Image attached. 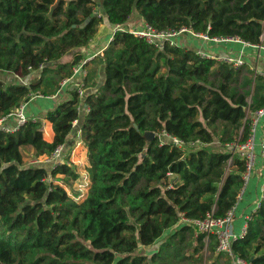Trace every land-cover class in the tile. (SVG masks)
Returning a JSON list of instances; mask_svg holds the SVG:
<instances>
[{
	"label": "trees",
	"instance_id": "trees-1",
	"mask_svg": "<svg viewBox=\"0 0 264 264\" xmlns=\"http://www.w3.org/2000/svg\"><path fill=\"white\" fill-rule=\"evenodd\" d=\"M134 11L157 30L187 27L264 45V0H0V71L31 76L0 80V118L38 95L54 96L84 61L81 48L103 15L114 26ZM83 66L69 98L13 131L0 129V264H230L213 236L206 242L182 219L220 218L237 203L245 162L225 146L249 136L247 112L264 106V77L180 45L159 49L129 30H115ZM78 88L93 89L79 127L89 184L73 199L65 186L79 176L67 149L54 166L29 161L66 146L81 116ZM42 119L52 126L50 142ZM161 130L184 145L161 142ZM231 250L246 264H264V185Z\"/></svg>",
	"mask_w": 264,
	"mask_h": 264
},
{
	"label": "crops",
	"instance_id": "crops-1",
	"mask_svg": "<svg viewBox=\"0 0 264 264\" xmlns=\"http://www.w3.org/2000/svg\"><path fill=\"white\" fill-rule=\"evenodd\" d=\"M144 23L145 22L143 21V19L138 15L136 11H134L130 16V18L128 19V21L125 24H123V26L139 28ZM113 30H114V26L110 24L107 21L105 15H103V21L100 24L98 32L95 35V37L89 43L88 47L81 48V51L84 54V58L89 61L94 56L101 55L103 50L107 46V43L109 42V41L103 42V39L107 37V40H110ZM175 41L177 45H180L182 47H186L193 51H195L196 49H203L205 52L209 53V55H213V56H224V55L236 56L240 54V52H242L245 57L244 58L245 65H247L250 69H253L258 74L264 72V52L255 50L252 47L243 45L240 42L233 40L220 41V42L205 41L199 37H194L189 33L180 34L179 36L176 37ZM73 52L74 51L69 53L70 56L65 61L71 59V53ZM103 67L104 65L101 64L97 68L98 86L102 84L104 79ZM36 76L37 74L35 73L32 74V77H36ZM30 78L31 76L22 79L17 74L14 73L10 74L9 72L0 71V80H2L5 84L16 83V82L26 83ZM81 80H82V76L76 75L72 79L68 80L66 83L61 85V89L54 96H38L31 99L29 102H26L23 108L25 117L27 118L35 117L44 113L48 109L54 107L56 103L62 98V96H66V98H69L70 96L69 93H67V91H70L71 88H76L80 84H82ZM92 90L93 89H88V88L80 89L78 112L81 116L79 120L77 119L76 124L74 125L73 132H71L70 135L68 136V141L66 143L67 148L64 144V150L67 149V151L72 152L71 154L72 157L70 160L72 162H77L79 160L76 154L79 147L81 148V155H82V158H80V160H83L86 157L85 147L81 143L76 144L77 139L76 136L74 137V135L80 131L79 127L81 124L82 116H84V114L86 113V105L84 103L85 96L88 94V92ZM252 113L253 112H249V111L247 112V116L249 120L252 118L253 115ZM42 122H43V137L46 141L50 142L52 141L54 136L52 126L50 122H48L45 119H42ZM16 123L17 121L14 117H9L3 122V124L9 129L15 127ZM263 129H264V114L257 119L255 125V133H254L255 161L252 168V173L248 182L244 185L242 191L243 195L241 193L234 209V218H233L232 227L234 228L233 230H235L236 233H239L241 227L244 224L243 220L245 218V215L247 214L246 211L248 210L249 205H251L252 202H255V206H256L262 196V187L264 184L261 185L260 187L259 184L262 181V179H264V166L262 165V161L260 157L259 142L262 136ZM87 183L89 184V182Z\"/></svg>",
	"mask_w": 264,
	"mask_h": 264
},
{
	"label": "built area",
	"instance_id": "built-area-1",
	"mask_svg": "<svg viewBox=\"0 0 264 264\" xmlns=\"http://www.w3.org/2000/svg\"><path fill=\"white\" fill-rule=\"evenodd\" d=\"M129 30L132 34L144 38L148 43L156 46L159 49H163L165 45H177L175 39L177 36H179L182 33H189L194 37H199L202 40L205 41H213V42H220V41H228V40H233L242 43L243 45L250 46L255 50L258 51H263L264 52V45L261 43L258 44H253L249 43L246 41L241 40L239 37L234 36V37H210L204 33H196L192 31L191 29L187 27H182L178 30L175 29H166V30H157L151 25L144 23L141 27H124L123 24H116L114 25V30ZM112 33V35H113ZM112 38V36H111ZM110 38V40H111ZM194 52H196L199 56L201 57H208V58H214L218 61H222L223 63L230 65L232 67H241L242 65L245 64L244 60V55L242 52L240 54L233 56V55H224V56H213L209 55V53L205 52L203 49H196ZM87 61V59H84V61L77 63L73 67V72L71 77L66 78L63 80L62 85L66 83L68 80L72 79L76 75L82 76V78L86 75V68L83 66L84 62ZM264 77V72L261 73ZM79 92L81 88H78ZM40 96V95H38ZM33 97V96H32ZM25 104V103H24ZM24 104L20 105L16 110L8 114L6 117L0 118V129L5 130V131H13L15 130L19 125L24 123L28 118L25 117L23 108ZM87 110V108H86ZM252 118L250 122V133L247 139L243 142L237 143V142H232L229 144H226V149L238 154V156L241 159H244L245 162V170L242 173V179H243V185H245L252 173V168L254 165L255 161V143H254V133H255V125L257 119L264 114V106L257 109L252 113ZM9 117H14L17 121L16 126L13 127L12 129L7 128L3 122L9 118ZM76 120L72 122V126L76 124ZM80 131L76 133V139L77 142L76 144H80V137H79ZM159 138L161 142L165 141V139L170 140L174 142L176 145L182 146L184 145L183 141L173 135H170L167 133L165 130H161L159 133ZM259 147H260V157L262 161V165L264 166V129L262 132V136L260 138L259 142ZM64 144L58 145L53 152L51 153L50 156H44L40 159H31L29 163H46L49 164L50 166L57 165L59 163L64 162ZM69 164V163H67ZM84 186H85V191L87 190V185L89 180L87 179V176L84 175ZM87 183V184H86ZM244 188V186H243ZM243 188L238 196L240 197ZM262 192H263V187H262ZM85 195L83 193L81 196H79L80 199L82 196ZM262 197V196H261ZM259 203V201H258ZM258 203L256 207L258 206ZM236 205V204H235ZM255 207V208H256ZM253 209V211L255 210ZM234 209L235 206L232 207L230 210H228L225 214V216L220 217V218H214L211 215H207L204 219L202 220H190L183 218L182 222L185 223H191L195 227V235L199 233L205 234V239H208L209 236H213L216 240V251L217 252H224L230 256V264H246V261L240 257L239 255H236L232 252L231 250V244L232 242L239 238L242 237L245 232H246V224L247 221L251 218V211L250 213L245 215V222L243 226L241 227V230L239 233H236L234 228L232 227L233 224V218H234Z\"/></svg>",
	"mask_w": 264,
	"mask_h": 264
},
{
	"label": "rangeland",
	"instance_id": "rangeland-1",
	"mask_svg": "<svg viewBox=\"0 0 264 264\" xmlns=\"http://www.w3.org/2000/svg\"><path fill=\"white\" fill-rule=\"evenodd\" d=\"M97 11L99 12V13H102L101 12V9L99 8V10L97 9ZM106 41H109V40H107V37H105V39H103V42H106ZM69 56H70V54H67V55H65L63 58H62V60L63 61H65V60H67L68 58H69ZM11 74V73H10ZM11 77V76H10ZM20 77V76H19ZM8 78H9V76H8ZM20 78H22V77H20ZM23 79V78H22ZM82 144V143H81ZM83 145V144H82ZM71 154H72V152H68L65 156L67 157V160L69 159V161L71 160ZM77 157L79 158V160L77 161V162H72V161H70L71 162V164L73 165V168L75 169V171H77V173H78V178H77V180L73 183V184H71L70 186H65V189H66V192L68 193V195H70V197H72L73 199H77V198H79V196H81L83 193H85L86 191H85V186H84V175H87L86 173H87V171L85 170V168H86V162H85V159L86 158H84L83 160H80V158H82V155H81V148L79 147L78 148V150H77ZM32 158V154L31 153H29V152H27V153H25L24 154V162L25 163H27L28 162V160L29 159H31ZM75 158V157H74ZM57 177H59L58 178V183H60V181L63 179V177L62 176H57ZM264 184V179H262V181L260 182V184H259V187L261 186V185H263ZM242 195H243V193H242ZM242 197V196H241ZM236 206V205H235ZM256 206H255V202H252L251 203V205H249V208H248V210L246 211L247 212V214L248 213H250L254 208H255ZM244 222H245V219L243 220ZM206 242H208V239H206ZM147 249H149V248H147ZM207 254V253H206ZM210 261H211V259H208L207 261H206V264H209L210 263Z\"/></svg>",
	"mask_w": 264,
	"mask_h": 264
},
{
	"label": "water",
	"instance_id": "water-1",
	"mask_svg": "<svg viewBox=\"0 0 264 264\" xmlns=\"http://www.w3.org/2000/svg\"><path fill=\"white\" fill-rule=\"evenodd\" d=\"M153 136H154V133H153V132H145V133H144V138H145L147 141L151 140V139L153 138Z\"/></svg>",
	"mask_w": 264,
	"mask_h": 264
}]
</instances>
